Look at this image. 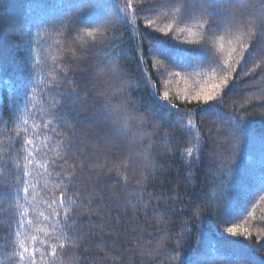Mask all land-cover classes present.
<instances>
[{"label": "trees", "instance_id": "trees-1", "mask_svg": "<svg viewBox=\"0 0 264 264\" xmlns=\"http://www.w3.org/2000/svg\"><path fill=\"white\" fill-rule=\"evenodd\" d=\"M64 2L0 0V212L8 209L0 214V238L10 242L9 252L12 241L18 248L20 240L36 235L45 244L26 240L25 246L44 253L37 254V264H264V53L249 61L246 73L238 65L228 73L222 99L202 105L191 95L224 78L207 66L213 57L193 53L204 68L160 76L164 69L180 70L151 48L159 42L175 51L179 41H200L211 6L184 23L178 12L167 20L156 17L152 27L170 28L168 36L176 39L148 34L146 17L131 25L129 16V24L118 25L122 41L100 51L91 50V38L82 43L76 29L84 26L74 19L59 30L36 27L61 14ZM258 3L236 0V11L251 12ZM232 39L217 38L214 48H228ZM153 88L167 91L171 103L191 115L161 108ZM132 98L142 105L141 115L151 109L155 119L130 123L114 135L124 121L109 116L128 112ZM23 188L28 192L17 195ZM72 201L71 231H53ZM226 210L235 225L252 233L250 241L224 236L231 226L224 223ZM20 213L23 227L14 219ZM65 235L72 239L64 242ZM19 264H31L30 257Z\"/></svg>", "mask_w": 264, "mask_h": 264}, {"label": "snow or ice", "instance_id": "snow-or-ice-1", "mask_svg": "<svg viewBox=\"0 0 264 264\" xmlns=\"http://www.w3.org/2000/svg\"><path fill=\"white\" fill-rule=\"evenodd\" d=\"M206 6H211L213 11L211 13V19L207 22V27L204 28V35L200 41H179L172 45L173 51L169 47L157 42L152 46L151 51L158 53L163 56L167 61L168 65L172 69H179L180 71H168L164 69L161 71L160 76L170 75L173 77H180L181 71L190 74V70L197 68H204L205 64L202 62L200 55H193V53H205L203 59H207L209 56L213 57L208 60L207 66L210 69H217L219 72L224 73V78L217 83L211 85L210 88L201 89L195 94L191 95L190 99L195 102H201L202 105H210V102L218 101L222 99L223 88L228 86V73L235 72L236 66L238 65L241 72H245L248 69L249 61H255L260 58L261 53H264V0H259V3L252 7V11H236V0H135V7H133V0H117L113 3L111 0H65L63 3V12L59 15H54L45 19H41L36 22L37 28H43L47 31V27L50 26L53 29H63L66 27L65 21L75 20L78 25H83L82 28H77L76 31L81 33L82 43L87 44L88 41L85 38H91V50L108 51L115 47L122 41V37L116 35L117 32L122 31L118 25L129 24V16H132L131 25L137 23L136 17H146L145 27L148 30V34L152 32H161L163 37L168 39H176L175 37L168 36V32L153 28L155 18L159 17L161 20H167L174 18V13H179V22L184 23L192 21L202 16L206 12ZM242 7H244L242 5ZM78 13V14H77ZM203 27V25H202ZM131 31V28L129 29ZM111 34V35H110ZM225 36H231L233 39L229 41V47L225 48L223 44L220 45L219 52L214 48V42L218 38L223 40ZM84 49L82 48V51ZM223 57V58H222ZM234 57H239L238 60L233 62ZM151 59V56H149ZM195 60L194 63L191 61ZM106 66H111L107 64ZM160 77L158 76V79ZM147 80V76H146ZM235 83V81H234ZM138 87V86H135ZM35 91V90H33ZM27 95V93H25ZM152 95L159 103L161 108H165L169 113L171 112H182L185 115H191L187 109H180L178 105L171 103L169 93L167 91L160 93L158 88L152 89ZM184 100H188V96L182 97ZM105 104V108H112L111 102H102ZM128 104L132 105L130 110L126 113H121L119 110L111 116L109 119H117L120 117L124 123L120 129L115 130L114 135H121L123 129L129 127L130 123L137 121L143 122L145 119H155L151 109L144 110V115H141L142 105H137L134 98L128 100ZM15 105L13 110L15 111ZM55 107V106H53ZM201 112L209 111V108L201 107ZM136 113L133 115L132 113ZM56 116L61 115V111L55 112ZM102 115H107L106 112ZM237 121L239 126H243L242 122L237 118L233 117ZM177 124L183 123L177 121ZM188 128L194 130V126L191 121H188ZM28 143H31L28 141ZM140 151H143L141 147ZM192 149L188 150L190 156ZM233 169H230V171ZM261 179L264 181V168L261 169ZM71 183V180L68 181ZM4 185H0V194L3 193ZM27 193L28 189L23 188L18 190ZM60 203L64 205V193H61ZM75 201H72L68 205V210L63 213V224L59 221L56 222L53 231L64 232V229L71 231L69 220L71 219L70 213L73 211ZM19 207V205H17ZM197 207H201L198 205ZM8 209H3L0 214L6 215ZM205 215L207 212L204 213ZM43 215L42 213L40 214ZM59 217L60 213H55ZM23 213L15 216L16 225L23 227L22 222ZM193 218H199L202 221V216L199 212L193 211ZM48 220V217H44ZM240 219V217H236ZM246 219V217H245ZM31 224V221H27ZM224 223L231 225L226 229H223V234L226 238H237L243 237L245 240L250 241L252 233L247 229L241 228L233 223V218L225 211ZM16 233L17 236L21 235L17 227L10 229ZM39 231L45 236H52V232L39 229ZM72 236H64V242L71 240ZM30 240L33 245L39 243L45 244V240H41L36 235L26 236L25 240H20L18 248L14 245L15 241H12V251L9 252V241L0 238V253L3 254L4 259L0 260V264H19V261L28 255L31 260V264H37V254L42 257L44 255L39 249L33 246L31 251L25 246V241ZM64 242L60 243V247L63 248ZM259 242H257L258 245ZM257 245V251L259 248ZM195 251V249H194ZM52 255H55L56 246H51ZM219 259H230L229 257H219Z\"/></svg>", "mask_w": 264, "mask_h": 264}]
</instances>
